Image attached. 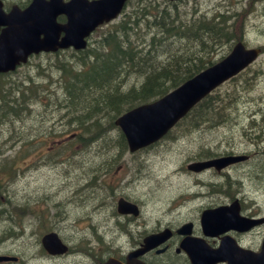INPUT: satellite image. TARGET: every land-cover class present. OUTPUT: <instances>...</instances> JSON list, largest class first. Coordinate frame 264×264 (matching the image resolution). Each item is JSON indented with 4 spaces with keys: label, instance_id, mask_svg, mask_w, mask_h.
<instances>
[{
    "label": "rangeland",
    "instance_id": "rangeland-1",
    "mask_svg": "<svg viewBox=\"0 0 264 264\" xmlns=\"http://www.w3.org/2000/svg\"><path fill=\"white\" fill-rule=\"evenodd\" d=\"M148 3L160 7L166 5L164 2L131 0L125 15ZM180 4L187 10L188 5L191 9L197 6V12L209 15L222 10L219 13H231V20L235 15L233 21L237 23L243 16L244 41L249 46H264V13L256 0H183ZM246 6L253 8L244 14L243 7ZM240 10L242 12H238ZM111 24L94 33L90 46L97 44V38ZM235 28L236 25L232 26L233 30ZM234 39L236 37L231 39L232 45L222 49L217 56L228 53ZM73 52L66 49L52 58L42 55L0 80V85L5 88V91L0 88V93L4 92L1 99L10 100L12 94H18L21 99L17 88L10 94L11 84H19L27 98V106L23 105L19 115L0 116V208H6L7 213L25 226L23 235L0 242V252L20 255L22 261L18 264H77L82 260L83 255L78 257L75 253L69 256L47 252L42 244V235L50 230L58 232L77 251L87 242L92 252L98 253V235L103 237L105 249L116 246L129 248L133 240V223L130 225L131 234L119 233L118 230L104 231L99 225L103 221L112 227L117 223L111 216L115 203L109 201L106 208L99 207L95 199L102 197L105 190L95 187L97 192L94 195L88 193V199L85 182L97 175L103 181L118 177L115 181L120 184L115 190H124V194L139 202L146 216L179 212L183 209L180 203L193 196L198 187L195 180L199 174L188 171L185 166L188 161L208 158L205 157L207 155L249 153L250 159L226 169V176L240 182L241 189L238 188L243 197H250L247 202L251 210L264 209V52L252 69L219 88L223 95L230 94L227 100L229 110L222 109L217 116L220 120L213 116L205 117L193 128L182 125L184 120L168 138L136 153L121 149L116 128L108 127L104 135L103 123L109 125L107 118H102L103 123L100 120L99 128L90 135L86 131L81 133L73 120L69 121L72 115H64L66 110L59 109L57 96L64 98L65 95L60 86L59 62L77 60ZM75 68H82L81 63H77ZM127 73L131 75L127 79L128 84L137 80L133 78L137 72ZM207 111L214 114L213 108H207L199 116H205ZM252 115L256 118L255 124L251 123ZM77 131L78 135L71 136ZM79 133L90 137L83 142ZM57 139L65 143L57 147ZM114 156L118 159L115 160ZM104 168H109V171L102 172ZM210 174L211 171H207L202 175L206 180L217 178ZM124 179L129 183L124 184ZM203 190L207 191L206 188ZM187 202L191 206L193 201ZM23 209L28 212L24 214ZM5 217L7 215L0 218V231ZM121 222L125 224L129 220L121 218ZM92 224L98 225L94 228ZM102 250V255L107 256L108 252Z\"/></svg>",
    "mask_w": 264,
    "mask_h": 264
},
{
    "label": "trees",
    "instance_id": "trees-1",
    "mask_svg": "<svg viewBox=\"0 0 264 264\" xmlns=\"http://www.w3.org/2000/svg\"><path fill=\"white\" fill-rule=\"evenodd\" d=\"M197 9L190 5L188 10L183 9L178 2L164 7L139 5L104 32L92 48L79 51L78 60H61L60 85L65 95L59 105L73 116L74 125L91 135L99 128L100 120L107 118L109 125L101 121L106 135L108 127H114L113 119L118 113L136 102L162 95L213 62L231 39L241 37L242 14L237 23L233 21L235 15L231 20V13L219 10L209 15ZM77 63L82 68H75ZM127 72H137L132 84L127 82L131 77ZM4 77L0 76V80ZM10 87V94L17 88L21 99L18 94H12L10 100L0 97V116L19 115L23 105L27 106L25 91L19 84ZM0 88L5 91L3 84ZM221 94L204 98L188 115V126L195 127L210 116L220 120L217 116L222 109L229 110L230 99L229 93ZM1 95L4 98V92ZM207 108H213L214 114L207 111L200 117L199 113ZM118 139L123 148L122 133Z\"/></svg>",
    "mask_w": 264,
    "mask_h": 264
},
{
    "label": "flooded vegetation",
    "instance_id": "flooded-vegetation-1",
    "mask_svg": "<svg viewBox=\"0 0 264 264\" xmlns=\"http://www.w3.org/2000/svg\"><path fill=\"white\" fill-rule=\"evenodd\" d=\"M89 1L0 0V33L5 29L9 31L20 28L56 29L58 25L64 27L69 22L70 16H77L78 12L84 10L82 6H89ZM126 1L125 8L130 0ZM251 1L253 0H248V2ZM256 1L258 2L257 6H261L264 13V0ZM64 7L69 8L71 12L62 10ZM243 8L244 12L248 13L253 7L248 8L246 6ZM87 11L89 12L88 9ZM122 14L123 12L111 23L117 22ZM44 35L45 33L40 34L41 37H44ZM58 52L57 49L38 53L31 52L27 60L32 61V59H38L42 55L46 58H48L47 55L50 56L49 58L56 57ZM15 71L0 72V76H8L16 73ZM234 154L242 156L247 154L248 157H244L241 161L222 169L208 167L196 172L199 174L195 180L198 187L194 190L193 196L180 203L183 207L181 211L164 212L155 214V217H150L143 212L120 216L113 209L111 216L117 223L113 227L106 225L105 221L99 225L104 231L118 230L119 233L131 234L130 225L133 223V240L126 251L140 250L145 246V239L150 234L162 232L159 244L138 255L147 264H192L193 255H199L203 264H230L239 262L244 253L262 251L264 249V209L251 210L247 202L250 197H243L238 188L239 186L241 189L240 182L226 176V169L237 165L239 162L249 160L251 155L249 153ZM205 157L209 158V156ZM196 160H202V158ZM207 171H211L209 176L217 178L206 180L202 174ZM1 184L2 182H0ZM119 184V181L91 182L89 180L85 182V188L87 189L85 195L90 199L88 193L94 195L97 192L95 187H102L101 191L105 190V193L95 200H98L99 207L103 208L109 206V201L113 203L117 196H125L133 200L129 194H124V190H115L119 187ZM203 188H206L207 191ZM188 200L193 201L191 206H188ZM229 205H233V207ZM22 211H24V214L28 212L27 209ZM0 212H2L0 218L7 215L0 231V242H5L9 238L25 233V226L22 221L13 218L10 213H7L6 208H0ZM121 218L129 220V222L122 224ZM91 226L96 227L93 224ZM101 247L102 245H100ZM73 250L74 246L71 245L66 254L70 256ZM81 250L84 251L87 258L80 260L77 264H99L104 262L107 256L118 255L114 251L109 252L107 256L102 255L103 252L93 253L89 251L90 247L88 245ZM210 251H220L222 255L213 259L206 256ZM14 255H16V259L8 257ZM118 256L125 259L122 255ZM21 261L22 257L18 254L10 255L9 253L0 252V264H18Z\"/></svg>",
    "mask_w": 264,
    "mask_h": 264
},
{
    "label": "water",
    "instance_id": "water-1",
    "mask_svg": "<svg viewBox=\"0 0 264 264\" xmlns=\"http://www.w3.org/2000/svg\"><path fill=\"white\" fill-rule=\"evenodd\" d=\"M113 1L115 0L97 1L91 8V11L95 14L93 18L84 19L78 25L63 28L66 33L62 41L58 42L59 45L84 46V37L98 23L117 13L124 0H116L117 9L115 12L111 7ZM48 46L49 44L42 43L39 47ZM258 53L259 48H246L242 41H238L226 57L186 80L173 91L152 103L140 105L119 116L116 122L122 126L131 148H138L157 139L196 101L220 82L241 70ZM17 62V60H13L7 55L4 51V45L0 41V71L13 68ZM191 167H197V164H193ZM120 209L122 211L133 210V212H138L135 205L133 207L129 206L128 203L122 200L120 201ZM131 260H133V257H131Z\"/></svg>",
    "mask_w": 264,
    "mask_h": 264
},
{
    "label": "bare ground",
    "instance_id": "bare-ground-1",
    "mask_svg": "<svg viewBox=\"0 0 264 264\" xmlns=\"http://www.w3.org/2000/svg\"><path fill=\"white\" fill-rule=\"evenodd\" d=\"M168 21V20H167ZM153 30V29H152ZM136 53V52H135ZM151 59V58H150ZM32 203V202H31ZM29 204H30V202H29Z\"/></svg>",
    "mask_w": 264,
    "mask_h": 264
}]
</instances>
